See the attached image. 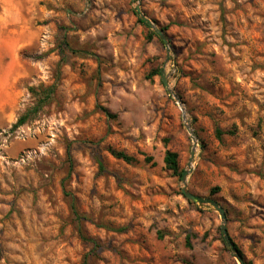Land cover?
<instances>
[{
  "label": "rangeland",
  "instance_id": "374dc122",
  "mask_svg": "<svg viewBox=\"0 0 264 264\" xmlns=\"http://www.w3.org/2000/svg\"><path fill=\"white\" fill-rule=\"evenodd\" d=\"M213 203L264 264V0H0V264H240Z\"/></svg>",
  "mask_w": 264,
  "mask_h": 264
},
{
  "label": "trees",
  "instance_id": "16d2710c",
  "mask_svg": "<svg viewBox=\"0 0 264 264\" xmlns=\"http://www.w3.org/2000/svg\"><path fill=\"white\" fill-rule=\"evenodd\" d=\"M135 13L136 15L138 16V21L143 24L146 28L149 29V33L151 36L154 32L151 29V26L149 24V22H147L146 20H144L143 18H141L138 13L136 12L135 10ZM163 30H165V28H163ZM63 46L64 48H69V45L65 42H63ZM151 77L153 76H162V72L159 70V69H155L151 72ZM54 86H51V87H48V88H44L42 91L40 92H37L35 89V93L36 95L38 96V103H37V106H34V108H32L31 110H29V112H27L26 114H24L23 116L20 117V119L18 120L16 126L18 125H21L23 123H25L28 118L30 117L31 113H37L38 111H40V109H42V107L47 104L50 100H51V97L52 95L54 94ZM106 113H108L109 117H115L116 115L115 114H109V112L105 111ZM225 132H223L220 128H217L216 129V136L218 139H221L222 135L224 134ZM110 153L117 159H121L127 163H134L137 158L133 155H130V154H127L123 151H119V150H116V149H110ZM69 160L71 162V158L69 157ZM153 160V158L151 156H146L145 157V161L146 162H151ZM164 162H165V165L167 167V169L171 170L172 173L175 175V176H178L181 178L182 176V169L180 168V162H179V155L176 153V152H173V151H167L165 157H164ZM99 165L101 166V168L103 167V164L102 162L99 160ZM72 172V165L70 167V170H69V176ZM214 191V190H213ZM199 200L201 203L203 202H208V200L206 201L205 199L199 197ZM72 213L76 216V218H80L78 212L76 211L75 207L72 206ZM81 237L85 240H88L90 242H92L93 244H95V240H92V239H89V238H86L82 233H81ZM227 245V244H226ZM227 247H229L227 245ZM230 249V248H229ZM235 252H237L241 257H242V253L241 251L239 250V248L237 247V245L232 242V248ZM83 264H89V261L87 260V258L84 260Z\"/></svg>",
  "mask_w": 264,
  "mask_h": 264
},
{
  "label": "water",
  "instance_id": "95a60500",
  "mask_svg": "<svg viewBox=\"0 0 264 264\" xmlns=\"http://www.w3.org/2000/svg\"><path fill=\"white\" fill-rule=\"evenodd\" d=\"M136 12L138 13V15L141 18H143L144 20H146L147 22H149L151 28L153 30H155L158 35L161 36L164 44L166 46H168L169 45V41H168L167 36L164 34L163 30L161 28H159L155 23L151 22L148 18H146L145 15L142 14L141 9H140V5H137ZM162 82H163V85L165 86V88L167 89V91L169 92V94L171 96H173V98L179 104L181 110L184 112V107H183L182 100L176 94V92L173 90V88L170 86L169 81H168V77L166 75H163L162 74ZM183 119H184L185 126H186L189 134L191 135L192 140L194 141V145H196L197 144V137H196L193 129L191 128L190 122L187 119V117L185 116V114L183 116ZM194 158H195V148L192 150V153H191L190 165H191L192 162H194ZM191 169H192V167L189 168L188 172H184L183 175H182V181H183L182 192H183V195L185 196L186 199H188L190 202H193V203H197L198 204V203H201L200 200H199V198H198V196L195 195V194H193L188 189V186H187L188 174L192 171ZM213 205L215 206L216 210L220 213V218H221V233L223 235V238H224L225 243L231 249L232 248V240L229 237L228 230H227V226H226L227 216H226L225 210H224V208L222 206H220L217 203H213ZM231 250H233V249H231ZM233 253H234L235 257L238 259V261H239L240 264H245V262L243 261L242 257L237 252H235L233 250Z\"/></svg>",
  "mask_w": 264,
  "mask_h": 264
},
{
  "label": "bare ground",
  "instance_id": "6f19581e",
  "mask_svg": "<svg viewBox=\"0 0 264 264\" xmlns=\"http://www.w3.org/2000/svg\"><path fill=\"white\" fill-rule=\"evenodd\" d=\"M194 164H191V166H193Z\"/></svg>",
  "mask_w": 264,
  "mask_h": 264
}]
</instances>
